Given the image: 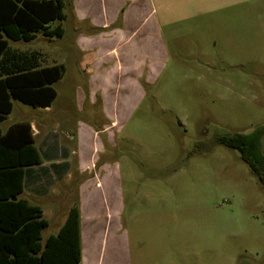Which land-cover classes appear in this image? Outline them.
Here are the masks:
<instances>
[{
	"label": "rangeland",
	"instance_id": "1",
	"mask_svg": "<svg viewBox=\"0 0 264 264\" xmlns=\"http://www.w3.org/2000/svg\"><path fill=\"white\" fill-rule=\"evenodd\" d=\"M157 3L165 54L150 68L142 101L120 115L117 226L106 262L264 264V187L237 151L217 144L264 126V0ZM65 14L64 38L39 33L11 47L42 57L67 52L58 90L72 91L89 57L77 52L74 30L90 34ZM36 114L17 102L11 121ZM55 229L43 232V242Z\"/></svg>",
	"mask_w": 264,
	"mask_h": 264
},
{
	"label": "crops",
	"instance_id": "2",
	"mask_svg": "<svg viewBox=\"0 0 264 264\" xmlns=\"http://www.w3.org/2000/svg\"><path fill=\"white\" fill-rule=\"evenodd\" d=\"M62 1L64 21L68 8L76 24L86 25L90 34L74 30L77 52L89 55L84 61L86 74L78 70L72 91H59L65 85L69 54L53 57L55 53L48 49L50 55L42 57L37 51L27 52L36 54L40 68L63 67V76L52 85L56 98L48 107L30 106L38 114L27 121H11L16 103H22L11 99L12 111L0 122V133L20 123L31 126L41 163L25 167L20 197L43 210L46 229L56 227L47 239L59 233L78 204L81 264H109L106 255L117 226L120 170L114 150L120 115L127 105L131 111L142 101L150 68L163 59L165 14L157 0ZM64 21L52 28L61 26L65 36ZM11 42L15 41H8L9 50L21 53ZM82 75L84 80L79 78Z\"/></svg>",
	"mask_w": 264,
	"mask_h": 264
},
{
	"label": "trees",
	"instance_id": "3",
	"mask_svg": "<svg viewBox=\"0 0 264 264\" xmlns=\"http://www.w3.org/2000/svg\"><path fill=\"white\" fill-rule=\"evenodd\" d=\"M62 0H0V122L12 111L11 99L32 107H48L56 98L52 87L63 67L40 68L34 53H14L8 41L32 42L37 34L62 38L65 20ZM14 59V60H12ZM264 126L251 134L234 133L217 138L240 154L264 187ZM41 163L29 123L0 133V264H81V216L71 209L58 234L43 242L48 227L43 210L21 198L25 167Z\"/></svg>",
	"mask_w": 264,
	"mask_h": 264
}]
</instances>
